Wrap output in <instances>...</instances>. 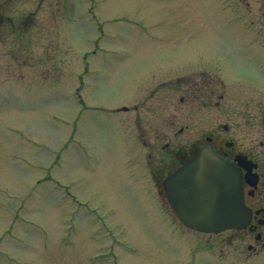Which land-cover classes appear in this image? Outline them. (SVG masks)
<instances>
[{"label": "rangeland", "instance_id": "1", "mask_svg": "<svg viewBox=\"0 0 264 264\" xmlns=\"http://www.w3.org/2000/svg\"><path fill=\"white\" fill-rule=\"evenodd\" d=\"M229 1L236 25L264 27V0ZM36 2L0 0V264H264V251L246 258L231 233L194 234L163 203L169 221L132 186L124 137L135 116L113 111L168 56L219 52L230 31L221 0H59L51 32L39 8L34 27L22 19L27 35H10L8 16L19 25Z\"/></svg>", "mask_w": 264, "mask_h": 264}, {"label": "flooded vegetation", "instance_id": "2", "mask_svg": "<svg viewBox=\"0 0 264 264\" xmlns=\"http://www.w3.org/2000/svg\"><path fill=\"white\" fill-rule=\"evenodd\" d=\"M45 2L37 0L36 7L46 10L49 22L42 24L51 31L60 17V2L50 0L44 5ZM3 3L6 7L7 3ZM37 12L36 8L19 15L18 23L23 18L32 23ZM8 18L5 24L12 35L15 25ZM19 24L22 28L25 23ZM250 27L258 40L247 37L238 41L231 36L232 40L225 41L219 52L210 51V56L202 50L195 52L200 58L168 56L163 70H157L156 77L141 86L142 95L134 99L132 108L136 137L143 146L141 156L133 160L146 169L160 197H164L163 177L193 158L202 147H211L217 156L240 170L243 199L252 214L247 228L230 233L235 235L233 242L245 244L241 252L246 258L264 250V83L260 82L264 80V27ZM26 29H21L19 35ZM188 36L200 38L204 31L199 30L196 37ZM169 46L166 48L171 52L177 49ZM219 56L226 61H244L243 69L231 70V63L224 64ZM252 58L256 59L253 65ZM253 68L256 78L251 74ZM140 109L145 110L143 118L137 114ZM156 117L161 118L160 126L152 124ZM162 203L166 205L164 198Z\"/></svg>", "mask_w": 264, "mask_h": 264}, {"label": "water", "instance_id": "3", "mask_svg": "<svg viewBox=\"0 0 264 264\" xmlns=\"http://www.w3.org/2000/svg\"><path fill=\"white\" fill-rule=\"evenodd\" d=\"M167 199L175 215L188 227L204 232L241 229L251 210L242 197L241 175L210 149L164 180Z\"/></svg>", "mask_w": 264, "mask_h": 264}]
</instances>
